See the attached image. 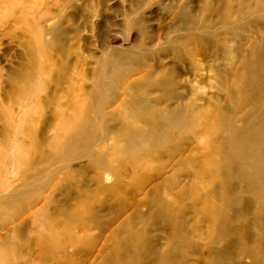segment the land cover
<instances>
[{
	"label": "bare ground",
	"instance_id": "obj_1",
	"mask_svg": "<svg viewBox=\"0 0 264 264\" xmlns=\"http://www.w3.org/2000/svg\"><path fill=\"white\" fill-rule=\"evenodd\" d=\"M78 1L62 0V6L75 10L67 16L74 25L81 16H76V10L94 11L88 0L80 7ZM121 1L129 2L122 23L140 36H136L134 48L93 58L99 74L93 83L95 91L85 93L86 99L74 117L61 114L56 98V88L70 69V50L65 47L63 34L78 31L63 29L62 19L46 30L50 38L44 39L38 32L25 43L28 63L8 77L13 91L0 102V162L9 155L13 170H19L26 155L30 162L25 170L28 176L19 186H11L7 178L3 181L0 177V192L9 190L7 196L0 194V229L6 230L0 235V264H15L25 250L36 245L25 235L27 221L19 220L38 201L50 183L48 179L58 174L56 168L65 169L61 185L66 190L75 186L67 175L80 172L69 166L74 160L115 173L105 152L92 149L98 142L117 160L148 164L159 155L163 164L135 180L134 195L123 207L125 211L110 206L108 213L101 215L93 209L100 203L98 196L85 198L88 206L80 213L85 219L75 222L83 229L96 222L101 233H108L94 264H241L244 258L250 264H264V0H199L194 6L186 2L178 11L173 5L165 7L166 12L174 13V23L162 30V50L154 45L156 31L136 15L149 0ZM56 3L59 0H50L40 19H46ZM2 16L12 20V28L28 25L21 17L15 20L12 12L0 14V19ZM199 18L203 19L199 33L171 38L180 30H188V25L194 29ZM232 24L235 26L230 27ZM216 27L219 29L214 31ZM135 47L138 50H133ZM154 50L163 58H174L167 65H153L148 55ZM54 52L58 54L53 56ZM53 59L61 63L56 70L38 66V62ZM187 62L193 67L189 72L192 87L184 85V75L177 67ZM53 71L56 76L50 83H37L39 76L49 77ZM49 86L52 93L47 95ZM181 90L188 95L195 93L193 104H184L186 96ZM138 91L142 94H136ZM35 95L39 96L38 105L30 108L32 105L26 104ZM101 95L110 106L120 97L125 99L121 110H103L100 124H96L92 109ZM13 106L22 107L16 125ZM51 122L57 138L43 153L38 127L40 130L41 124ZM200 128L207 136L204 146L190 147L192 136ZM24 137L32 143L29 148L24 146ZM77 187L84 192L79 182ZM107 202L104 199L100 204ZM3 206L8 212L2 211ZM127 210L132 211L128 214ZM8 215L15 225L5 228L3 218ZM33 216L66 217V212L50 195ZM202 230L203 235L223 241L225 249L220 253L209 248L205 254L195 249L185 251L187 242ZM47 242L57 245L61 236L52 233ZM79 243L92 251L87 234ZM233 249L235 261L222 254Z\"/></svg>",
	"mask_w": 264,
	"mask_h": 264
},
{
	"label": "rangeland",
	"instance_id": "obj_2",
	"mask_svg": "<svg viewBox=\"0 0 264 264\" xmlns=\"http://www.w3.org/2000/svg\"><path fill=\"white\" fill-rule=\"evenodd\" d=\"M10 1L11 0H0V14H4V12L7 13L8 11L12 12L15 15V20H18V17H21L28 23V25L22 26L21 24L18 29H16L15 27H11L13 22L10 18L2 16L3 18L0 19V102L4 101V95L11 94L13 91L8 85V77L12 76L14 73H18L20 68L28 63L24 56L25 43L31 37H36L38 32L43 34L42 37L44 39L50 38L49 35L46 34V30H48L49 27L60 23L61 19L63 22V29L69 30L76 28L78 30L77 32H72L71 30V32L69 31L68 33L63 34L65 47L70 50V69L66 73V76H64L60 87L56 88V98L57 104L62 111L61 114L66 117H74V113L82 107V103L86 99L85 93L87 91L89 93L92 91L90 94L92 95L95 91V84L93 83L97 80L99 74H97L98 64L95 63L93 58H100L104 54L112 56L120 52L122 49L128 47L134 48L136 43L135 38L139 35L135 29L128 28L122 23L124 20V16L122 15L123 10L128 8L126 7L129 5L128 1L88 0V2L94 7V11L91 13L81 11L77 13L76 10V16L80 14L81 16L76 19L75 25L70 21L72 19L67 17L75 10H71L70 5L62 6V0H59V3H56V5L51 4V10L48 12V17L46 19H40V17L45 6L50 3V0H44V2L43 0ZM85 1L86 0L78 1L77 4L80 7ZM198 1L199 0H149L147 5L143 9L138 10L136 15L145 18L148 21L147 24L150 29L156 31L155 39L156 37L157 39L154 45L159 48V50H162V43H164L162 39V30L168 28L174 23V13L166 12L165 7L173 5L176 7L175 10L178 11L186 2H191V6H194ZM100 3H104V6L102 7ZM35 5H37V7H33ZM202 20V18H199V21H197L198 25H196L194 29L188 25L186 26L188 30H180L181 32L179 31L177 34H173L171 38L173 39V37L181 34L195 35L199 33L200 30L198 29ZM234 26L235 25L232 24L230 27ZM24 29H27L25 30L26 35L22 33ZM218 29L219 27H216L214 31ZM108 47L113 48L114 51L110 52ZM133 50L138 49L135 47ZM151 52H154V54ZM158 52L155 50L149 52L148 56L149 59L153 61V65H155L156 62L167 65L171 63V60L174 58L173 56L171 58H163L161 57L162 53ZM56 54H58V52H54L53 56ZM52 61L44 60L43 62H38V66H44V68L48 70H56V67L61 65V63L54 62V59ZM177 67L184 75V85L186 87H192L193 83L191 82L193 81V78L189 72L193 67H191L188 62L185 65L180 64ZM204 75V73L203 75L201 74V76ZM55 76L56 74L54 71L49 77L39 76L37 83L40 84L44 80L50 83V80L54 79ZM99 90L103 91V88H100ZM181 92L183 96H186L183 101L184 104L188 106L193 104L195 101V93L188 95L186 90H181ZM51 93L52 87L49 86L47 95ZM136 94L142 93L141 91H138ZM32 98V102L26 104L28 106L32 105L30 108L38 105L39 96L35 95L32 96ZM101 98H103V100ZM124 99L125 96L120 97L119 101L110 106V104H105L106 99L101 95L98 99L99 101H97V104L94 106L95 110L94 107L92 109L93 113H95L94 123L100 124V114L103 110L104 112H109L115 109L121 110V105ZM21 108L22 107L13 106L11 109L12 112L15 113L13 119L15 125L18 122ZM48 110L49 108L45 113H48ZM46 116H50V113ZM38 131H40V140L43 142L42 152H48V147H46V145L57 138L53 122L50 124H41L40 130L38 127ZM205 135L206 133L203 129L200 128L197 130V133L192 136L190 147L204 146L207 138ZM23 143L27 148L32 144H29L26 137H24ZM92 149L94 151L105 152L104 154L107 155V158L110 160L115 173L111 174L107 171H102L94 165L88 164L85 160H74L69 163V166L80 172L78 174L67 175L68 179L71 178L73 180L75 186H71L69 190H66L61 185L63 181L62 175L65 172V169L63 167L56 168L58 174L55 176L52 175L51 178L48 179L50 180V183L41 192L38 201L19 220L21 222L24 219L29 225V228L27 227L25 232V235L28 238L25 237L31 240L34 244L47 248L52 253H45L41 251L38 246L32 245L31 248L25 250L26 252L22 255L21 259L19 258L15 261V264H94L101 246L107 240L108 233H101L96 222L86 225L84 229L80 226L81 223L75 222L85 219V217L80 214L85 210L84 208L88 206L85 202V198H97L98 196L100 203L104 199H108L106 204L95 203V205H93V209L98 211L101 215L107 214L110 206L115 210L125 211L123 207L126 206L127 202L134 195L131 190L134 189L135 180L149 175L151 168L157 169L160 164H163V157L159 155L155 156L153 163L148 164L144 161L135 163L134 161L126 159L117 160L114 158L112 152H106V146L99 142L96 143ZM30 153L32 156L34 155V152ZM28 158L29 157L26 155L24 163L17 168L19 170H13L12 167L10 168L9 166V155H7L3 162H0V171H2V176L0 177L2 180L4 181L5 178H7L11 186L14 187L22 184L24 179L28 176L25 173H29L25 172L29 167L28 163L30 160H28ZM2 164H4V166ZM61 165L64 166L65 164ZM52 170H50V172ZM78 182L84 188V192H81L78 189ZM53 185H55L54 188L52 187ZM7 192H9V190L1 191L0 194L2 196H7L9 195ZM50 195L51 198L54 196L61 204L66 212V217L58 216L44 219L33 216L36 209L46 204V200ZM167 200L170 201L169 198H167ZM1 209L3 212H8L7 206H3ZM132 210H127L128 214ZM3 220L7 223L5 228L13 227V225H15L12 224L14 220L11 218V215L4 217ZM5 231V229H0V235L4 234ZM52 233H58L61 236V242H59V244L55 245L47 242ZM83 234H87L92 242L93 249L91 252L83 249L82 245L79 243ZM187 244L189 245L187 248L185 247L184 250L188 253L195 249L198 254H205L207 251H210L209 248L212 249V252H220V249L224 248L223 241H215V238H211L210 234L203 235V230L200 235L194 236L190 242H187ZM233 251L234 249L225 250L222 254L225 255L228 260L231 259V261H235L236 258L234 259L235 254ZM191 259H195V256H192ZM200 261L202 260L200 259ZM241 264H250V261L247 258H244L241 260Z\"/></svg>",
	"mask_w": 264,
	"mask_h": 264
}]
</instances>
